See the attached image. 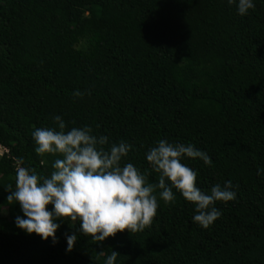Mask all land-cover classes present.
<instances>
[{
    "label": "trees",
    "instance_id": "1",
    "mask_svg": "<svg viewBox=\"0 0 264 264\" xmlns=\"http://www.w3.org/2000/svg\"><path fill=\"white\" fill-rule=\"evenodd\" d=\"M253 2L241 16L228 0H0V264H106L111 251L115 264H264V0ZM55 116L130 144L122 164L142 173L158 141L191 144L212 160L183 159L197 186L231 182L236 199L216 203L208 229L173 188L171 205L156 190L157 216L140 233L97 243L58 220L57 242L29 235L2 218L19 206L5 187L20 159L53 171L32 133L56 128ZM66 234L77 236L71 252Z\"/></svg>",
    "mask_w": 264,
    "mask_h": 264
},
{
    "label": "clouds",
    "instance_id": "2",
    "mask_svg": "<svg viewBox=\"0 0 264 264\" xmlns=\"http://www.w3.org/2000/svg\"><path fill=\"white\" fill-rule=\"evenodd\" d=\"M228 3L235 4L241 16L255 9L253 0H228ZM72 95L82 98L84 93L77 90ZM54 122L56 128H37L32 133L36 154L56 157L53 171L39 174L34 168L19 166L24 163L20 159L15 170V187L13 184L5 187L9 192L8 204L19 203L26 217H16L17 227L29 235L57 242L58 220L71 221L73 227L79 222L83 234L97 243L125 231L140 233L150 228L157 216L156 190H160L159 199L171 205L176 200L173 188L194 205L193 221L208 229L222 215L216 203L236 199L231 182L224 187L216 184L209 193L197 186L198 173L183 159L198 158L209 166L212 160L191 144L158 141L146 154L150 170L142 173L132 163L122 164L131 151L130 144L124 141L109 144L108 137L94 135L89 126L67 130L60 116H55ZM261 171L264 170L258 169L257 174ZM151 172L158 174V183L148 182ZM66 239L67 251L71 252L77 236L66 234ZM118 256V252L111 251L106 264H115Z\"/></svg>",
    "mask_w": 264,
    "mask_h": 264
},
{
    "label": "rangeland",
    "instance_id": "3",
    "mask_svg": "<svg viewBox=\"0 0 264 264\" xmlns=\"http://www.w3.org/2000/svg\"><path fill=\"white\" fill-rule=\"evenodd\" d=\"M2 153H5V152H3V148L0 147V158L3 155ZM21 214H22V210L20 208V205L18 206V208L12 214L9 213L8 208L5 207V206L2 207V209H1V215H2V218L5 221L10 220L11 218H15L16 219V217H18V216L21 217Z\"/></svg>",
    "mask_w": 264,
    "mask_h": 264
},
{
    "label": "built area",
    "instance_id": "4",
    "mask_svg": "<svg viewBox=\"0 0 264 264\" xmlns=\"http://www.w3.org/2000/svg\"><path fill=\"white\" fill-rule=\"evenodd\" d=\"M3 152H5V153H6V152H7V150L3 148ZM2 154H3V153H2Z\"/></svg>",
    "mask_w": 264,
    "mask_h": 264
}]
</instances>
